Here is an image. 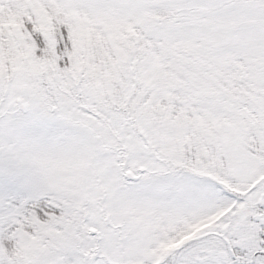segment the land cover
I'll return each mask as SVG.
<instances>
[{"label":"snow or ice","instance_id":"snow-or-ice-1","mask_svg":"<svg viewBox=\"0 0 264 264\" xmlns=\"http://www.w3.org/2000/svg\"><path fill=\"white\" fill-rule=\"evenodd\" d=\"M0 264H264V0H0Z\"/></svg>","mask_w":264,"mask_h":264}]
</instances>
